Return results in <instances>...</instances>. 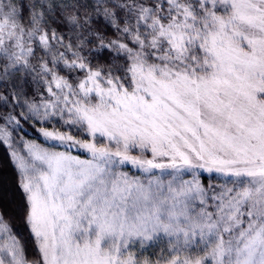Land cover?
Masks as SVG:
<instances>
[{
    "label": "snow or ice",
    "instance_id": "1",
    "mask_svg": "<svg viewBox=\"0 0 264 264\" xmlns=\"http://www.w3.org/2000/svg\"><path fill=\"white\" fill-rule=\"evenodd\" d=\"M0 264H264V0H0Z\"/></svg>",
    "mask_w": 264,
    "mask_h": 264
}]
</instances>
